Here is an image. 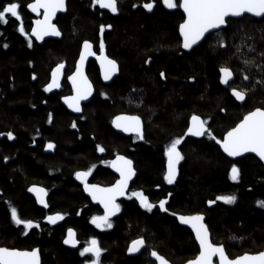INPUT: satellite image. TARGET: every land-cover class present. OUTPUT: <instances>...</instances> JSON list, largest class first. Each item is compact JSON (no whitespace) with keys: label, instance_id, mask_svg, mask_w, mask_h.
<instances>
[{"label":"trees","instance_id":"obj_1","mask_svg":"<svg viewBox=\"0 0 264 264\" xmlns=\"http://www.w3.org/2000/svg\"><path fill=\"white\" fill-rule=\"evenodd\" d=\"M26 1L0 0V10L9 2L20 4L22 23L32 40L29 47V37L18 30L20 20L9 16L7 23H0V133H4L0 135V246L36 247L41 264H84L92 257L81 256L80 250L95 237L104 249L101 264H153V250L171 264H183L196 256L198 246L173 213H202L212 242L223 245L229 257L261 251L264 207L257 201H264L263 165L252 155L231 161L216 140L207 135L189 138L185 131L196 114L208 122L216 139H222L248 111L264 108V17L228 19L223 30L212 32L186 53L178 37L183 20L178 6L168 10L156 0L148 11L143 7L147 0H118L119 11L112 13L91 0H67V13L55 22L61 39L39 44L30 36L32 18L25 10ZM102 24L111 27L101 33ZM101 39L120 73L104 85L95 62H90L87 73L94 98L80 116H72L60 103L71 93L66 79L60 91L46 93L49 70L63 63L66 76L70 75L83 40L93 42L99 54ZM222 66L233 71L231 84L220 83ZM232 88L246 92L243 103L233 99ZM117 113L139 116L144 138L117 135L110 127ZM9 131L14 134L11 140ZM181 136L184 158L176 180L169 184L163 178L164 151ZM49 142L54 147L47 150ZM97 145L105 150L98 151ZM119 153L132 159L137 171L129 192L142 190L154 207L148 211L129 193L112 227L99 229L91 222L98 208L82 194L74 175L91 168L90 181L109 184L113 177L103 165ZM233 163L241 170L237 181L229 176ZM32 184L47 189L48 209L37 207L26 193ZM220 195H235L236 200L231 204L216 200ZM161 199L167 201V212L159 207ZM208 200L216 202L209 205ZM9 205L22 219L39 226L25 233L23 225L12 221ZM56 212L65 220L53 227L45 214ZM67 227L76 231L78 250L62 246ZM139 237L146 247L132 257L126 253L127 245Z\"/></svg>","mask_w":264,"mask_h":264},{"label":"snow or ice","instance_id":"obj_2","mask_svg":"<svg viewBox=\"0 0 264 264\" xmlns=\"http://www.w3.org/2000/svg\"><path fill=\"white\" fill-rule=\"evenodd\" d=\"M91 2L93 5H99L102 8L110 10L112 13H117L119 11L118 0H91ZM155 3L156 0H147V2L143 4V7L151 11ZM163 4L168 9H174L177 8V6L183 9L184 19L179 24V33L182 37V47L184 49L192 48L193 45L200 41L210 30L217 29L227 24V18L229 17H240L245 13L256 17H264V0H179L178 5L176 0H163ZM133 7H136V5H133ZM27 8L33 13L42 14V18H38L33 22L31 29V35L34 36L36 40H42L49 34L55 36L61 34L56 24L52 23V18L58 11L65 10L66 0H32L31 3L27 4ZM19 9L20 4L18 2L4 4L2 10H0V23H7L9 16L14 17L21 21L18 27L19 32L25 35V37H29V34L25 31L23 26ZM105 27H111V25H100L101 33L104 32ZM217 36H219V33H217ZM220 42H223L222 37L220 38ZM28 45L29 47L32 46L30 37L28 38ZM5 47H7L6 44ZM88 55H94V53L92 52L91 43L85 40L80 52V59L77 61L76 71L68 77L72 82L75 94L71 97L63 98L68 106L74 108L76 111H80V100L85 99L91 94V84L82 70L83 61ZM98 59L101 61L104 79L108 80L111 74L117 70V63L115 60L109 59L104 55L103 39H101L100 42V55ZM244 62L251 63L249 60H245ZM63 67V63L57 64L52 70V79L50 83L45 86V91L60 86L59 75ZM219 72L221 83L228 84L230 78L233 76V71L229 67L222 66ZM160 76L162 78L165 77V73L161 71ZM244 79H248V77L245 76ZM231 91L236 100H245L246 92L244 90L232 88ZM49 119H51V114ZM113 123L117 128H122L125 132H134L138 134L140 139L144 138L139 116H117ZM207 123L208 122L200 116L193 114L190 117L185 135L191 134L196 137L207 135L209 138L216 140V143L219 144L224 153L230 157H236L243 153L251 152L255 153L261 161H264V108L256 107L248 111L234 127L230 128L223 135L222 139H216L212 131L207 127ZM72 127L75 128L76 124L73 123ZM0 135H4V133H0ZM6 135L9 140L14 138V134L11 131ZM183 138L184 137L181 136L173 139L164 151V155L167 157V170L163 178L169 184H172L176 180L177 164L184 158L177 147ZM46 147L53 148L54 145L49 142ZM96 148L100 152L105 150L100 145H97ZM5 159L7 160V157H5ZM110 163L119 173L120 178L108 187H100L96 184L87 183V177L91 172V168L87 171L75 172L76 178L84 183V191L88 192L93 200L99 201L104 207V214L102 216H93L91 218V222L97 228L112 227L110 217L116 212H119L121 208L120 204L116 202L117 197L126 195L125 189L128 188V182L135 175L133 161L126 156L117 155L116 159ZM240 173V168L237 164L233 163L229 173L230 179L233 181L239 180ZM29 191L36 192L38 202L47 206V202L43 198V196L46 195V189L33 185L29 188ZM130 196L135 197L139 201L141 207L148 211H152L154 205L149 201L148 196H146L142 190L133 191L130 193ZM216 200L231 204L236 200V196L220 195L216 197ZM166 202L165 199L159 200V207L165 212L168 211L165 207ZM215 202L214 200L207 201L209 205ZM257 204L260 207H264V201L262 200H258ZM9 207L12 221L17 225H23L25 233H27L29 229L39 226L31 219H22L18 215V211L15 207L11 205H9ZM173 215L178 216V219L182 223L191 226L195 233V239L199 243L198 254L195 258L187 260L186 264H214V257H218L219 264H264V251L255 254L244 253L234 259H230L223 245L213 243L210 240L209 229L204 223V215L202 213H194L191 215L173 213ZM62 218L63 215L59 212L45 217L49 223H56L58 219ZM64 243L71 245L78 243L73 229H68V235L64 239ZM144 243V238L139 237L131 242L127 250L129 253L138 252ZM103 251L104 249L100 247L97 239L93 237L88 244L80 250V255L85 256V254H91L92 258L86 259L84 264H101L100 258ZM151 255L155 257L159 264H168V261L157 251L153 250ZM0 264H41L39 250L37 248L22 250L15 247L0 246Z\"/></svg>","mask_w":264,"mask_h":264},{"label":"water","instance_id":"obj_3","mask_svg":"<svg viewBox=\"0 0 264 264\" xmlns=\"http://www.w3.org/2000/svg\"><path fill=\"white\" fill-rule=\"evenodd\" d=\"M32 2V1H31ZM30 2V3H31ZM162 3H163V0H162ZM66 6H67V0H66ZM165 6V5H164ZM97 7H99V9L100 10H103V11H105V12H111L110 10H108V9H105V8H102V7H100L99 5H97ZM166 7V6H165ZM166 9H168L167 7H166ZM26 10H27V12L32 16V26H33V22L36 20V19H38V18H42V14H38V13H33V12H31V10L30 9H28L27 8V5H26ZM168 10H172V9H168ZM179 10H180V12H181V15H183V17H184V14H183V9H181V8H179ZM41 13H42V10H41ZM67 13V9L65 8V10H60V11H58L57 13H56V15L52 18V23H54L55 24V22H56V18L59 16V15H65ZM245 15H247V16H249V17H252V18H256V19H261V18H263V17H256V16H253V15H251V14H247V13H245L244 15H242V16H240V17H229V18H227V19H240V18H242V17H244ZM32 26H31V29H32ZM225 26H226V24L225 25H223V26H220L219 28H217V29H212V30H210L208 33H206L205 34V36L204 37H202L201 38V40L200 41H198L195 45H193V47L192 48H190V49H184L183 47H182V37L180 36V33H179V29H178V37H180V40H181V47H182V50L184 51V52H186V53H190L191 52V50H193L194 48H196L197 46H199V45H201V43L209 36V34H211L212 32H215V31H219V30H223V28H225ZM31 29H30V36L33 38V40L35 41V43H39V44H42L44 41H47L48 39H52V40H56V41H59L60 39H61V37H62V33H61V31H60V35L59 36H55V35H51V34H49V35H47V36H45L42 40H36V38L34 37V36H32L31 35ZM59 30V29H58ZM85 40H83V42H84ZM83 42L81 43V46H80V50H79V55H78V57H77V59H76V61H75V67H74V70L71 72V74L70 75H68V76H66V74H65V70H66V66L64 65V67H63V69L61 70V73H60V75H59V83H60V86L58 87V88H52L51 90H49V91H46V93H48V94H50V93H53V92H56V91H59L60 89H61V84L63 83V81H64V79H66V82H67V85H69V87H70V89H71V93L69 94V95H64V96H62L61 97V100H60V103H61V105L63 106V107H65V109L68 111V113L70 114V115H74V116H80L81 114H82V112H83V107H84V105H86V104H88L93 98H94V87H93V84H91V82H90V80H89V78H88V75L86 74V70H87V67H88V64L90 63V62H95L96 63V66H97V69H98V72L100 73V81H101V83L102 84H111V82L115 79V77H117L118 75H119V64H118V62L116 61V63H117V70L115 71V72H113L112 74H111V76H110V78L108 79V80H105L104 79V74H103V70H102V68H101V61H100V59H98V57H99V55H100V53L99 54H97L96 53V51H94V47H93V42H91V41H89L90 43H91V45H92V52L94 53V55H88L86 58H85V60L83 61V65H82V70H83V73H84V75L88 78V81L90 82V84H91V94L90 95H88L85 99H81L80 100V102H79V104H80V111H76L74 108H70L69 106H68V104L65 102V100L63 99L64 97H71V96H73L75 93H74V91H73V85H72V82L68 79V77L69 76H71L75 71H76V66H77V61L80 59V52H81V49H82V47H83ZM104 55L105 56H107L109 59H111L109 56H108V54H107V52L104 50ZM61 64V63H60ZM56 66H54L52 69H51V71H50V79H49V81L47 82V84L48 83H50V81H51V79H52V70L55 68ZM220 79V78H219ZM233 81V78L231 77L230 78V80H229V83H231ZM220 83H221V81H220ZM228 83V84H229ZM46 84V85H47ZM222 85H225L224 83H221ZM45 85V86H46ZM231 95H232V97H233V99L234 100H236V98L233 96V94H232V92H231ZM236 102L237 103H239V104H241V103H243L244 102V100L243 101H239V100H236ZM117 116H137V115H133V114H130V113H128V114H126V113H117V115H115L113 118H112V120H111V123H110V127L112 128V130L118 135H121V136H123V137H125V138H129V136H136V137H139L138 136V134L137 133H134V132H125L122 128H117L115 125H114V123H113V121H114V119L117 117ZM141 119V118H140ZM189 121H190V119H189ZM239 122V121H238ZM188 124H189V122H188ZM141 127H142V132H143V126H142V120H141ZM187 130V129H186ZM186 132V131H185ZM189 138H193V139H195V138H197V139H199V138H201V137H203V136H201V137H196V136H192L191 134H188L187 135ZM140 139V138H139ZM179 149V148H178ZM47 150H50V148H47ZM220 150H221V152H222V154L223 155H225V157L227 158V159H229V160H231V161H237V160H239L240 158H243V157H245V156H250V155H252V156H254L259 162H260V164H262L263 165V167H264V161H261L260 159H259V157L258 156H256V154L255 153H251V152H249V153H243V154H241V155H239V156H236V157H230V156H228L226 153H224V151H223V149L220 147ZM119 155H122V156H125V155H123V154H119ZM117 156V155H116ZM116 156L115 157H113L112 159H111V161H113V160H115L116 159ZM165 158H166V163H165V169L167 170V157L165 156ZM131 160V159H130ZM177 166H178V164H177ZM133 167H134V163H133ZM109 169H110V171H112V173L116 176V178L117 179H119L120 178V176H119V173L115 170V168H113L112 167V165H111V163H110V165H109ZM177 173H178V168H177ZM136 174H137V172H136V170H135V175L129 180V182H128V188L127 189H125V192H126V195H124V196H119V197H117V200H116V202L117 203H119V202H121V200H124V199H126L127 198V196H128V193H129V190H130V188H131V185L134 183V180H135V178H136ZM74 179H75V181L77 182V183H80L81 184V190H82V193L90 200V202H91V204L92 205H95V206H97V207H99L100 209H101V211L103 212V214H104V207H103V205L99 202V201H97V200H93L92 199V197H91V195L88 193V192H85L84 191V183L82 182V181H80V180H78L77 178H76V176L74 177ZM116 179V180H117ZM116 180L114 181V182H116ZM87 183H89V182H87ZM89 184H94V183H89ZM114 184V183H113ZM33 185H35V186H37V187H40V188H44V189H46L44 186L42 187V186H40V185H36V184H32L31 186H29L28 188H27V190H26V193L28 194V196H30L31 198H33L34 199V201H35V203H36V206L37 207H39L40 209H47L48 207L47 206H45L44 204H41V203H39L38 202V200H37V194H36V192H32V191H29V188H31ZM97 185V184H96ZM100 187H106V186H102V185H100V184H98ZM110 186V185H109ZM48 192H46V195H44L43 196V198H44V200L47 202L48 201ZM120 212V211H119ZM119 212H116L114 215H112L111 217H110V220L112 219V220H114V219H117L118 217H119ZM57 213V212H56ZM53 214H55V213H50V214H48L47 216H49V215H53ZM187 215H191V214H187ZM64 217L62 218V219H58L57 221H56V223H49L48 221V223L51 225V226H53V227H56V226H58V225H61L63 222H64ZM177 223L181 226V227H183V228H185L186 230H189V232L190 233H192V235H193V238H194V241H195V244H197V246H198V252H199V243H198V241H196V239H195V233L193 232V230H192V228H191V226L190 225H187V224H184V223H182L179 219H178V216H177ZM204 223L206 224V222H205V217H204ZM207 225V224H206ZM69 228H71V227H67V230L65 231V233H64V236H63V240H62V246L65 248V249H71V250H73V251H75V250H78V247H79V241H78V238H77V236H76V231L73 229V228H71V229H73L74 230V232H75V238H76V240L78 241V243H76L75 245H71V244H65L64 243V239L67 237V235H68V229ZM209 237H210V240H211V234H210V232H209ZM212 241V240H211ZM131 244V243H130ZM129 244V245H130ZM129 245L127 246V247H129ZM145 243H144V245L140 248V250L138 251V252H135V253H129V255L130 256H132V257H134V256H137V255H139L144 249H145ZM36 248V247H35ZM38 249V248H37ZM261 251H264V248L261 250ZM258 252H260V251H258ZM257 252V253H258ZM39 254H40V251H39ZM90 254V253H89ZM198 254V253H197ZM249 254H251V253H249ZM255 254V253H254ZM228 255V254H227ZM150 257H151V260H152V262L154 263V264H159V262L155 259V257H153L152 255H151V253H150ZM237 257V256H236ZM230 258V257H229ZM235 257H233V259H234ZM230 259H232V258H230ZM168 261V260H167ZM213 261H214V264H219V259H218V257H214L213 258ZM168 264H171L169 261H168ZM183 264H186V262L185 263H183Z\"/></svg>","mask_w":264,"mask_h":264},{"label":"flooded vegetation","instance_id":"obj_4","mask_svg":"<svg viewBox=\"0 0 264 264\" xmlns=\"http://www.w3.org/2000/svg\"><path fill=\"white\" fill-rule=\"evenodd\" d=\"M23 1H26V0H23ZM32 0H27L26 1V3H25V10H26V5L28 4V3H30ZM31 16V15H30ZM31 18H32V16H31ZM96 64V63H95ZM96 68H97V66H96ZM97 71H98V69H97ZM99 73V72H98ZM86 74L88 75V73H87V70H86ZM89 78V77H88ZM99 78H100V73H99ZM94 87V86H93ZM142 126H143V124H142ZM143 129H144V126H143ZM133 136V135H132ZM136 137V136H135ZM138 139H139V137H137ZM139 140H141V139H139ZM178 148H179V151L181 152V149H180V146L178 145L177 146ZM119 154H122V153H119ZM119 154H115L114 156H112V157H109L108 158V161L107 162H105L104 163V165H103V168L105 169V171L106 172H108V174H111L112 175V177H113V179H112V181L111 182H109V184H106V185H104V184H100V185H102V186H106V187H108L109 185H111V184H113V183H115L114 181L117 179L116 178V176L112 173V171H110V169H109V165H110V162H111V159L113 158V157H115L116 155H119ZM124 155V154H123ZM127 157V156H126ZM128 158V157H127ZM132 160V159H131ZM133 161V160H132ZM180 162V161H179ZM165 163H166V159H165ZM179 164V163H178ZM178 167V166H177ZM134 169H135V167H134ZM77 171H84V170H77ZM76 171V172H77ZM137 172V171H136ZM91 172H90V174L88 175V177H87V182H89V183H94V182H92V181H90V177H91ZM178 174V173H177ZM136 176H137V174H136ZM74 177H75V175H74ZM75 180V179H74ZM76 182V181H75ZM80 184V183H79ZM94 184H97V183H94ZM99 184V183H98ZM97 184V185H98ZM29 186H31V185H29ZM80 186H81V184H80ZM47 190V189H46ZM82 191V190H81ZM130 191V190H129ZM130 193V192H129ZM129 193H128V196H129ZM83 194V193H82ZM128 196H127V198L126 199H124V200H121V202H119L118 204H120V206H122V202L123 201H126L127 199H128ZM86 197V196H85ZM87 198V197H86ZM88 199V198H87ZM89 200V199H88ZM48 202V201H47ZM89 202H90V200H89ZM139 202V201H138ZM90 204H91V202H90ZM92 205V204H91ZM93 206H95V205H93ZM95 207H97V206H95ZM98 208V214L97 215H95V216H102L103 215V212L101 211V209L99 208V207H97ZM48 209V208H47ZM44 210H46V209H44ZM120 210H121V208H120ZM48 214H50V213H47V214H45V217L48 215ZM111 221H112V219H111ZM46 222H47V220H46ZM48 223V222H47ZM49 224V223H48ZM93 224V223H92ZM50 225V224H49ZM94 225V224H93ZM76 236H77V234H76ZM86 246V245H85ZM85 246H83V247H85ZM82 247V248H83ZM79 248V247H78ZM81 248V249H82ZM29 250V249H28ZM126 253L129 255V253H128V250H126ZM85 255H91V254H85ZM154 264V263H153Z\"/></svg>","mask_w":264,"mask_h":264},{"label":"rangeland","instance_id":"obj_5","mask_svg":"<svg viewBox=\"0 0 264 264\" xmlns=\"http://www.w3.org/2000/svg\"><path fill=\"white\" fill-rule=\"evenodd\" d=\"M66 9H67V6H66ZM245 16H247V15H245ZM183 19H184V17H183ZM79 50H80V49H79ZM78 52H79V51H78ZM78 55H79V54H78ZM77 57H78V56H77ZM55 66H56V65H55ZM53 67H54V66H53ZM74 67H75V65H74ZM73 70H74V69H73ZM73 70H72V71H73ZM50 71H51V69L49 70V74H50ZM65 74H66V72H65ZM70 74H71V73H70ZM219 76H220V74H219ZM232 78H233V76H232ZM49 79H50V75H49ZM233 79H234V78H233ZM48 81H49V80H48ZM231 83H232V82H231ZM231 83H229V84H231ZM61 85H62V84H61ZM61 88H62V87H61ZM60 90H61V89H60ZM60 90H59V91H60ZM242 118H243V117H242ZM94 226H95V225H94ZM106 228H107V227H105V228H99V229H106ZM64 233H65V232H64ZM63 236H64V234H63ZM62 238H63V237H62ZM129 244H130V243H129ZM129 244H128V245H129ZM128 245H127V246H128ZM145 245H146V244H145ZM127 249H128V247H127ZM262 249H263V248H262ZM262 249H261V250H262ZM244 253H248V252H244ZM254 253H257V252H254ZM254 253H251V254H254ZM160 255H161V254H160ZM241 255H243V254H241ZM161 256H162V255H161ZM238 256H240V255H238ZM163 257H164V256H163ZM164 258H165V257H164ZM230 258H231V257H230ZM165 259H166V258H165ZM232 259H233V258H232ZM186 262H187V261H186Z\"/></svg>","mask_w":264,"mask_h":264},{"label":"bare ground","instance_id":"obj_6","mask_svg":"<svg viewBox=\"0 0 264 264\" xmlns=\"http://www.w3.org/2000/svg\"><path fill=\"white\" fill-rule=\"evenodd\" d=\"M192 51V50H191ZM197 255V254H196ZM195 258V257H194Z\"/></svg>","mask_w":264,"mask_h":264}]
</instances>
